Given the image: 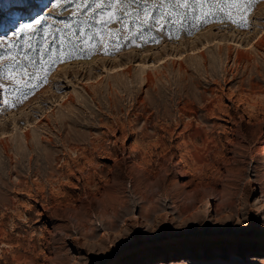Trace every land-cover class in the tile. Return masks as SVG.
Segmentation results:
<instances>
[{"label": "rangeland", "instance_id": "1", "mask_svg": "<svg viewBox=\"0 0 264 264\" xmlns=\"http://www.w3.org/2000/svg\"><path fill=\"white\" fill-rule=\"evenodd\" d=\"M97 2L0 0V264L264 257V0Z\"/></svg>", "mask_w": 264, "mask_h": 264}, {"label": "snow or ice", "instance_id": "2", "mask_svg": "<svg viewBox=\"0 0 264 264\" xmlns=\"http://www.w3.org/2000/svg\"><path fill=\"white\" fill-rule=\"evenodd\" d=\"M105 2L107 3L108 8L113 11L102 12L101 13V22H104L103 17H107L109 20L115 17V9L119 7L121 10L132 8L134 4H140L141 8H137L134 11L137 13H141L142 15H137L135 18L141 20L143 23L147 24L152 20V12L149 8L150 0H98L97 3L93 4L91 7V11H96L98 8H104ZM256 3V0H194L195 6L192 8L193 12H196L197 8L200 9L199 15L197 19L201 16L207 19L209 16L215 15L216 12L224 13L228 16L229 19L232 18L233 12H235L239 17V23L243 26L247 24V17L252 11L253 4ZM190 0H165V3L154 5L163 8L165 11L161 13L157 23L159 24L160 20L165 19V15L172 16L174 13L172 11H168L169 8L172 9H187L189 8ZM207 7V11H205V6ZM88 7V0H82V3L76 4L77 12L81 10V8ZM131 15L132 13H127ZM178 19L175 21L179 23L183 19V14L180 12L175 13ZM75 15V13H73ZM47 19V17H39L34 21L35 25H40L42 20ZM233 23H237L236 20H233ZM163 24H160V27L163 28ZM28 31L35 32L36 27L33 24H29L25 26ZM3 45H0L2 47ZM0 59H12L15 60V57L9 53L7 56H0ZM7 79H14L11 70L6 74ZM17 84H20L21 81L17 80ZM25 98L27 96L25 95ZM14 106V105H13Z\"/></svg>", "mask_w": 264, "mask_h": 264}, {"label": "bare ground", "instance_id": "3", "mask_svg": "<svg viewBox=\"0 0 264 264\" xmlns=\"http://www.w3.org/2000/svg\"><path fill=\"white\" fill-rule=\"evenodd\" d=\"M4 13V12H3ZM9 15H11V14H9ZM264 151V150H263ZM109 194V193H108ZM110 200H111V198H110ZM108 202H110V201H108ZM113 204H114V206L115 205H117V204H115V200H114V198H113ZM111 203H112V201H111ZM118 204H119V202H117ZM108 205L109 206H111V204L110 203H108ZM106 206H107V204H106ZM113 207V206H112ZM228 238H230V239H232V240H239V239H243V238H245V237H243V236H235L234 237V235L233 236H228ZM262 239V238H261ZM235 257H237L236 255H234L233 257H232V259H234L233 260V264H242V263H239L237 260H236V258ZM243 264H264V257H258V256H252V258L248 261V263H243Z\"/></svg>", "mask_w": 264, "mask_h": 264}]
</instances>
